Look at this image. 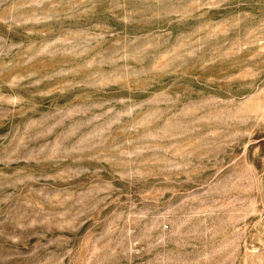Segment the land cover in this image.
<instances>
[{
    "label": "rangeland",
    "instance_id": "374dc122",
    "mask_svg": "<svg viewBox=\"0 0 264 264\" xmlns=\"http://www.w3.org/2000/svg\"><path fill=\"white\" fill-rule=\"evenodd\" d=\"M0 264H264V0H0Z\"/></svg>",
    "mask_w": 264,
    "mask_h": 264
}]
</instances>
